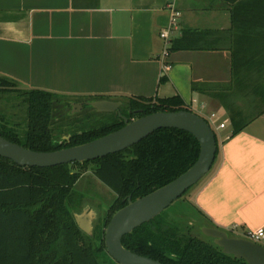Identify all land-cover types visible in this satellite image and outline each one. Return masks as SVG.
<instances>
[{
    "label": "crops",
    "instance_id": "obj_1",
    "mask_svg": "<svg viewBox=\"0 0 264 264\" xmlns=\"http://www.w3.org/2000/svg\"><path fill=\"white\" fill-rule=\"evenodd\" d=\"M173 6L172 40L212 32L189 35L193 50L167 53ZM231 26L222 0H0V77L74 101L180 96L207 121L225 120L193 202L209 227L245 233L264 226V114L232 79ZM232 108L245 123L236 134Z\"/></svg>",
    "mask_w": 264,
    "mask_h": 264
},
{
    "label": "trees",
    "instance_id": "obj_2",
    "mask_svg": "<svg viewBox=\"0 0 264 264\" xmlns=\"http://www.w3.org/2000/svg\"><path fill=\"white\" fill-rule=\"evenodd\" d=\"M222 1L232 22L229 31L232 79L237 90L257 97L261 108L264 106V0ZM194 34L212 32L184 31L182 37L170 42L168 54L195 49L185 44L187 37ZM1 87L18 85L0 77ZM21 95L28 105L27 130L20 133L3 119L0 136L33 151L55 152L83 145L125 125L117 115L95 127L74 122L70 126H76L77 130H71L70 142H60L61 134H56L53 128L55 112L62 99H69L38 90H21ZM102 99L105 98L87 100ZM126 100L121 112L129 119L158 112H192L180 96ZM67 105L71 106L69 101ZM231 122L233 134L239 133L245 127L242 111L232 108ZM217 145L218 156V140ZM199 156L200 143L192 134L160 129L130 149L90 162L38 168L22 167L0 157V264H118L110 258L105 245V230L112 217L128 205L129 197L136 201L171 183L187 172ZM89 165L96 166L94 175L118 196L104 226L98 225L92 236L79 228L75 211L68 206L74 202L73 189ZM185 229L168 219L164 211L126 235L122 242L133 253L162 264H247L225 255L213 242L187 234Z\"/></svg>",
    "mask_w": 264,
    "mask_h": 264
},
{
    "label": "water",
    "instance_id": "obj_3",
    "mask_svg": "<svg viewBox=\"0 0 264 264\" xmlns=\"http://www.w3.org/2000/svg\"><path fill=\"white\" fill-rule=\"evenodd\" d=\"M70 104L75 114L83 110L85 105L101 113L119 112L123 103L104 99ZM124 121L126 125L113 133L83 145L55 152L33 151L0 136V157L22 167L50 168L95 161L123 152L160 129H178L192 134L200 143L198 161L171 183L136 201L130 198L128 205L114 215L105 233L107 253L118 264H162L126 249L122 240L135 229L161 215L209 174L217 156V137L204 117L189 111L158 112L132 122L126 118ZM92 216H95L94 213ZM76 221L83 231L91 234L92 225L86 222L84 216H76ZM203 233L213 239L212 242L222 249L225 255L243 260L247 264H264L263 245L244 238L230 237L227 232L213 227L204 228Z\"/></svg>",
    "mask_w": 264,
    "mask_h": 264
},
{
    "label": "rangeland",
    "instance_id": "obj_4",
    "mask_svg": "<svg viewBox=\"0 0 264 264\" xmlns=\"http://www.w3.org/2000/svg\"><path fill=\"white\" fill-rule=\"evenodd\" d=\"M21 88L19 87H1L0 88V125L9 123L11 126H16L20 133H24L27 130L28 123V105L26 99L21 95ZM23 91V90H22ZM61 104L58 105V109L55 112L54 118V130L56 134L60 135L59 141L69 138V133L76 131V126H70L74 122L81 124H89V127H95L99 123L103 122V118L106 117L104 113L97 112L96 110L86 107L79 113H73L72 105L68 106L67 102H79L80 100H61ZM126 105L127 100H121ZM125 107V106H123ZM264 106L258 111L262 112ZM198 113L197 110L194 111ZM4 119V121H3ZM211 128L216 134L218 143L221 144L223 137L221 132L216 130V127L225 120L221 118H213L208 120ZM72 130V131H71ZM65 132V133H64ZM87 172L82 179L77 183L73 189V201L69 208L75 211L76 215H80L83 209H94L96 211V221L94 224L102 222L106 216V212L110 206L117 199L116 193L98 180L94 175L95 165L87 166ZM203 179L195 185L185 196L178 199L173 203L166 211L165 215L168 219L180 223L186 228L184 231L194 237L200 238L206 242H212L213 239L207 237L203 233V229L211 226V224L199 213L193 202V191L196 192ZM207 221V222H206ZM94 227V226H93ZM231 237L245 238L243 235L236 231H226ZM94 231H92L93 235ZM264 246V241L260 242ZM109 255V254H108ZM110 256V255H109ZM111 258V256H110ZM110 263V261H108Z\"/></svg>",
    "mask_w": 264,
    "mask_h": 264
},
{
    "label": "built area",
    "instance_id": "obj_5",
    "mask_svg": "<svg viewBox=\"0 0 264 264\" xmlns=\"http://www.w3.org/2000/svg\"><path fill=\"white\" fill-rule=\"evenodd\" d=\"M171 11H172L171 26L169 29H167L161 33V37H162V39H164L166 41L167 46L170 45V42L172 40V34L179 30L178 20H179V17L181 15L179 11L174 9V6L171 8ZM220 128L221 129L225 128V124H221ZM238 229H239L238 226H234L232 228V231H236L237 233L243 235L245 237L244 239H247L249 241L259 243V244L261 241H264V226L261 228H258L256 230L247 231L245 233H240Z\"/></svg>",
    "mask_w": 264,
    "mask_h": 264
},
{
    "label": "flooded vegetation",
    "instance_id": "obj_6",
    "mask_svg": "<svg viewBox=\"0 0 264 264\" xmlns=\"http://www.w3.org/2000/svg\"><path fill=\"white\" fill-rule=\"evenodd\" d=\"M102 100H104V99H102ZM107 100V99H106ZM87 101H91V100H80L79 102H87ZM78 101L76 102V103H79ZM122 102V101H121ZM123 106H125V104H122V106L120 107V113L119 112H113V113H105L104 112V114L106 115V117L105 118H103V121H105V120H108L107 118H109V117H114L115 115H117V117L120 119V120H122L123 122H124V124L126 125V123H125V121H124V118H126V119H128V121L129 122H132V121H134L136 118H134V119H129L128 117H126V116H124L123 114H122V112H121V109L123 108ZM86 107H90V106H84V108H83V110L86 108ZM73 108V107H72ZM90 108H92V107H90ZM92 109H94V108H92ZM94 110H96V109H94ZM97 111V110H96ZM98 112V111H97ZM101 113V112H100ZM108 116V117H107ZM124 125V126H125ZM123 126V127H124ZM122 127V128H123ZM121 129V128H120ZM119 130V129H118ZM117 131V130H116ZM115 132V131H114ZM69 134V139H63L62 141H60V142H63V141H66L67 143H69L70 142V140H71V136H72V133L71 132H68ZM113 133V132H112ZM104 137V136H103ZM99 139V138H98ZM67 148V147H66ZM69 148V147H68ZM64 149V148H63ZM130 149V148H129ZM61 150V149H60ZM96 177V176H95ZM97 178V177H96ZM99 180V179H98ZM117 195V194H116ZM118 197V196H117ZM130 198H132V197H129V199ZM129 199H128V201H129ZM117 200V199H116ZM115 200V201H116ZM133 201V200H132ZM115 203V202H114ZM113 203V204H114ZM112 204V205H113ZM112 205L110 206V208L112 207ZM126 207V206H125ZM109 208V209H110ZM109 209H108V211H109ZM108 211L106 212V216H107V213H108ZM92 213H94V217L92 216ZM96 211L92 208V209H83V211L80 213V216H84L85 217V219H86V222H90L91 223V225H92V231H94L95 232V230H96V228L98 227V225H101L102 227L104 226V224H105V219H106V216L104 217V219L102 220V222H100V223H97V224H94V222L96 221L95 219H96ZM76 213H75V218H76ZM114 217V216H113ZM112 217V218H113ZM112 220V219H111ZM77 222V221H76ZM109 225V224H108ZM94 226V227H93ZM108 227V226H107ZM80 228V227H79ZM81 229V228H80ZM107 229V228H106ZM82 230V229H81ZM83 231V230H82ZM223 231V230H222ZM83 232H85V231H83ZM226 232V231H225ZM86 234H88L87 232H85ZM92 233V232H91ZM105 233H106V230H105ZM88 235H91L92 236V234H88ZM230 236V235H229ZM231 237V236H230Z\"/></svg>",
    "mask_w": 264,
    "mask_h": 264
}]
</instances>
